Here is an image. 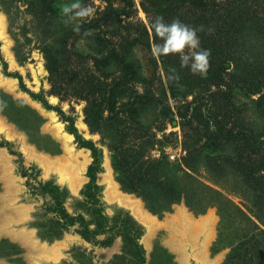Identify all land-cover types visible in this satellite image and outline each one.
Here are the masks:
<instances>
[{
  "label": "trees",
  "instance_id": "trees-1",
  "mask_svg": "<svg viewBox=\"0 0 264 264\" xmlns=\"http://www.w3.org/2000/svg\"><path fill=\"white\" fill-rule=\"evenodd\" d=\"M114 1L121 6L114 7ZM27 2L42 43L49 94L60 101L84 102L83 122L111 152V166L121 189L140 197L145 207L157 214L180 201L196 214L215 207L220 219L216 243L229 248L221 264H264V0H140L148 25L128 21L134 0H103V9L82 25V32L92 33L86 37L61 23L57 5L63 2ZM156 16L168 23L178 18L192 27L203 26L197 33L200 46L211 51L206 76L181 69L178 55L162 56L158 60L164 76L172 66L181 79L176 85L166 78L167 90L163 84L152 88L154 73L150 77L143 73L134 48L147 49L156 69L151 45L160 40L150 28ZM118 27L123 33L113 40ZM77 41H83L91 53L79 52ZM235 91L244 96L239 103L233 100ZM188 96L192 97L189 101ZM0 102L6 104L0 111L3 115L35 134L41 119L38 114L1 91ZM145 106L154 117L144 126L140 115ZM55 110L64 116L61 109ZM176 118L181 131L180 153L171 161L163 149L169 146L171 141L166 140L173 133L163 130ZM61 119L68 122L67 129L79 146L92 151L94 159L80 191L83 199L73 205L80 210L76 215L62 205L68 197L64 188L46 182L37 189L49 193L55 212L53 218L39 224L40 235L58 238L77 223V233L93 245L109 246L120 236L121 252L104 264H142L139 225L127 213L111 217L103 213L100 188L94 183L100 170L96 148L76 133L72 117ZM157 121L161 137L151 131ZM153 149L159 155L151 158L146 152ZM229 194L239 198L241 206ZM81 212L90 217L86 219ZM104 233L108 234L96 239ZM16 253L14 244L0 241V256L12 259Z\"/></svg>",
  "mask_w": 264,
  "mask_h": 264
},
{
  "label": "rangeland",
  "instance_id": "rangeland-1",
  "mask_svg": "<svg viewBox=\"0 0 264 264\" xmlns=\"http://www.w3.org/2000/svg\"><path fill=\"white\" fill-rule=\"evenodd\" d=\"M59 1L70 2V0H58V3ZM139 1L134 0V7L128 21H141L148 25L147 16L140 8ZM82 3L93 6L96 13L104 7L103 0H82ZM116 6H121V4L114 1V7ZM57 7L60 13L61 5L58 4ZM31 12L27 0L11 2L0 0V91L15 101L23 102L41 118L34 134L33 131L27 132L25 128L22 129L0 112V241L6 240L18 249V253L13 254L12 259L0 256V264H104L114 254L121 252L120 236L114 237L109 246L93 245L77 233V223L64 230L58 238L46 239L40 235L42 228L39 224L53 218L55 212L52 210L54 204L49 193H40L37 189L46 182L58 185L60 189L64 188L68 197L62 205L68 213L76 215L80 210L74 209L73 205L75 201L83 199L80 191L89 179L86 170L94 159L92 151L79 146L74 135L69 133L68 122L61 119H66V117L73 118L72 127L75 128L76 133L82 139L91 141L96 148L100 170L95 175L94 183L100 188L98 197L103 213L108 217L127 213L139 225L141 234L138 241L144 249L142 264H180L179 254L170 247L169 239L172 234L169 226L171 221H176V223L181 221L183 215L190 219L191 228L187 233L196 234V246L185 245L188 252L186 263L221 264L229 248L222 243H216L220 219L215 207H207L204 212L196 214L183 201H180L173 203L167 211L161 214L149 211L140 197L121 189L111 166V152L98 134L89 133L83 122L84 102L75 99L60 101L58 97L49 94L48 73L44 67V57L41 51L42 43L37 37L35 17ZM110 31L114 32V29ZM122 33V28L118 27L113 33V40ZM82 42H76L77 50L84 54L91 53ZM134 52L141 62L143 73L148 77L154 73L152 88L157 89L163 84L167 90V80L158 58L156 59L157 67L153 69L147 49L137 46ZM156 76L160 78L156 79ZM6 82H11V88L5 87ZM138 89L141 90V88ZM33 95H36V98ZM191 98L188 96L187 101ZM243 98L240 91L233 92L234 102L239 103ZM169 102L175 112L173 99L169 98ZM55 108L61 109L64 116L59 115ZM46 111L51 112L54 119L51 120ZM140 117L145 126L152 120L154 114L148 106H145ZM78 122H82L85 127L80 129ZM176 122L178 118L167 123L163 130L164 133H173L166 140L171 141L169 146L163 149L168 160H170L169 154L178 153V143L181 140V131ZM158 124V121L156 125L153 124L154 128L151 130L155 133V137H161L162 134L155 127ZM56 126L68 136L66 145L68 149L70 148V153L65 149L63 140L56 135ZM32 135L34 138H31ZM37 144L47 150L39 148ZM158 149L162 150V147L158 146ZM146 154L154 158L159 155V152L153 149ZM83 156L87 159L84 164ZM105 158L110 168V181L106 180L103 175ZM72 185H75L74 188ZM118 193L138 200L142 209L149 214L151 219L153 218L148 224L149 227L135 220L130 210L120 204L122 198ZM228 197L240 205L239 198L231 194ZM20 209L23 214L19 218L13 216V211H20ZM81 214L86 219L90 217L85 212ZM185 224L187 225V222ZM92 227L93 225L90 226ZM107 234H100L96 239H102ZM227 239L228 235H225L224 240ZM43 245L57 247L60 258L33 252V249ZM197 252L201 253V256Z\"/></svg>",
  "mask_w": 264,
  "mask_h": 264
},
{
  "label": "clouds",
  "instance_id": "clouds-1",
  "mask_svg": "<svg viewBox=\"0 0 264 264\" xmlns=\"http://www.w3.org/2000/svg\"><path fill=\"white\" fill-rule=\"evenodd\" d=\"M96 13V9L90 4L82 3V0H70L60 7V20L65 27L83 37L92 35L91 32H82L84 22L90 20ZM150 28L154 31L159 43L151 45L152 55L154 57H162L168 55H178L180 68H187L193 75L204 77L207 75L210 67L211 51L201 48L200 37L198 31L200 28L192 27L182 23L178 18L170 23L165 22L162 16H156L150 22ZM211 29H209V32ZM165 76L170 84L179 85L181 79L180 72L175 67L170 66ZM6 107V104L0 102V111Z\"/></svg>",
  "mask_w": 264,
  "mask_h": 264
},
{
  "label": "bare ground",
  "instance_id": "bare-ground-1",
  "mask_svg": "<svg viewBox=\"0 0 264 264\" xmlns=\"http://www.w3.org/2000/svg\"><path fill=\"white\" fill-rule=\"evenodd\" d=\"M5 87L11 88V82H6ZM46 114L51 120L54 119V116L51 112L46 111ZM78 127L80 129H82L85 127V125L82 122H78ZM55 133L57 136H59L63 140L65 149L67 150V152L70 153V150H69L70 148L68 149V147L66 145L67 140H68V136L65 135L64 133H62L60 130V127H58V126L55 127ZM86 161H87L86 157L83 156V161H82L83 164L86 163ZM103 167H104L103 175H104L106 180L108 179L110 181L111 175H110V168L108 165L107 158L104 159ZM74 186L72 185V188H74ZM118 195L122 198V200L120 199V204L123 207H126L130 210L133 218L135 220H137L138 222L142 223L143 225H146L147 227H149L148 224L150 223V221L153 218L151 219L149 214L142 209L138 200H133L126 195H123V194L121 195V193L120 194L118 193ZM22 214L23 213H21V209H20V211L19 210L13 211V216H15V217L19 218ZM180 220L181 221H179L178 223H176V221H171L172 223L169 226V228H170V232L172 234V237H171V239H169L170 240L169 243H170V247L172 249H174L179 254L180 264H187L186 258H187L188 252L186 251L185 245H189L190 247L196 246V244H195L196 234H194V233L188 234L187 233L189 228H191V227L189 225L190 219L186 218V215L181 216ZM182 221H183V223H182ZM184 222L185 223L187 222V225ZM32 248H34V247H32ZM33 252H36L38 254L40 253L41 255L44 254V255L52 256V257L57 258V259L60 258L59 257L60 256L59 255L60 254L59 249L57 247H53V246L52 247H46L45 245L39 246L38 248L33 249ZM197 253H199V252H197ZM198 255L201 256V253H199Z\"/></svg>",
  "mask_w": 264,
  "mask_h": 264
},
{
  "label": "built area",
  "instance_id": "built-area-1",
  "mask_svg": "<svg viewBox=\"0 0 264 264\" xmlns=\"http://www.w3.org/2000/svg\"><path fill=\"white\" fill-rule=\"evenodd\" d=\"M178 153H174V154H169V159L170 160H175V159H177L178 158V156H179V153H180V148L178 147Z\"/></svg>",
  "mask_w": 264,
  "mask_h": 264
},
{
  "label": "water",
  "instance_id": "water-1",
  "mask_svg": "<svg viewBox=\"0 0 264 264\" xmlns=\"http://www.w3.org/2000/svg\"><path fill=\"white\" fill-rule=\"evenodd\" d=\"M173 124H174V122H173Z\"/></svg>",
  "mask_w": 264,
  "mask_h": 264
}]
</instances>
